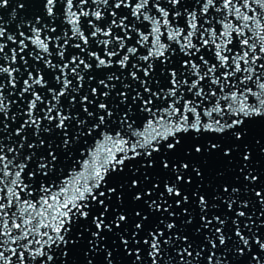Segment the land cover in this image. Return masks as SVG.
Returning <instances> with one entry per match:
<instances>
[{"label": "snow or ice", "instance_id": "obj_1", "mask_svg": "<svg viewBox=\"0 0 264 264\" xmlns=\"http://www.w3.org/2000/svg\"><path fill=\"white\" fill-rule=\"evenodd\" d=\"M13 2L0 264H264V0Z\"/></svg>", "mask_w": 264, "mask_h": 264}]
</instances>
